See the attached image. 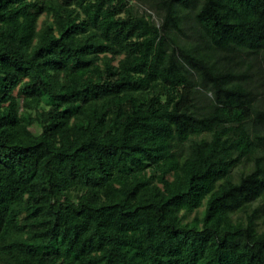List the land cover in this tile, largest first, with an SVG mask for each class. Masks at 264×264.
<instances>
[{"label": "trees", "instance_id": "16d2710c", "mask_svg": "<svg viewBox=\"0 0 264 264\" xmlns=\"http://www.w3.org/2000/svg\"><path fill=\"white\" fill-rule=\"evenodd\" d=\"M0 264H264V0H0Z\"/></svg>", "mask_w": 264, "mask_h": 264}, {"label": "rangeland", "instance_id": "374dc122", "mask_svg": "<svg viewBox=\"0 0 264 264\" xmlns=\"http://www.w3.org/2000/svg\"><path fill=\"white\" fill-rule=\"evenodd\" d=\"M154 19H155L156 22H158V23L160 22L158 18L155 17Z\"/></svg>", "mask_w": 264, "mask_h": 264}]
</instances>
